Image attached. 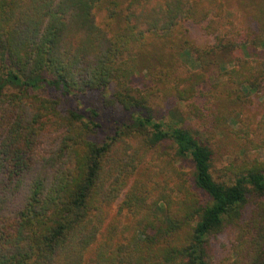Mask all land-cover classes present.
Here are the masks:
<instances>
[{
  "label": "trees",
  "instance_id": "16d2710c",
  "mask_svg": "<svg viewBox=\"0 0 264 264\" xmlns=\"http://www.w3.org/2000/svg\"><path fill=\"white\" fill-rule=\"evenodd\" d=\"M222 9L218 0H0V264H209V238L240 220L250 195L263 202L246 216L232 264H264V169L231 166L233 183L216 181L211 151L145 113L151 94L134 85L151 63L152 37L179 38L181 22L207 24L222 44L211 22ZM204 79L178 78L170 93L188 102ZM112 86L111 105L138 115L106 144L91 136L101 127L95 110L64 112L43 93ZM45 141L54 148L41 154ZM165 145L192 161L193 179ZM124 192L121 213L133 224L106 230Z\"/></svg>",
  "mask_w": 264,
  "mask_h": 264
},
{
  "label": "rangeland",
  "instance_id": "374dc122",
  "mask_svg": "<svg viewBox=\"0 0 264 264\" xmlns=\"http://www.w3.org/2000/svg\"><path fill=\"white\" fill-rule=\"evenodd\" d=\"M115 1L123 7L129 4V0ZM218 2L223 6L219 11L221 14L210 21L221 31L222 44L217 45L219 41L204 31L207 24L203 29L191 20L181 22L175 30L179 38L163 42L152 37L155 46L148 52L151 63L140 67L134 85L151 94L147 104L150 112H144L153 115L157 121L190 131L211 151L214 179L231 184L235 177L230 173L224 174L227 167L259 166L264 169V0ZM104 17L103 14L98 15V23L103 27L107 24ZM114 26H119L116 21ZM193 73L203 74L204 83L200 84L192 100H178L170 93L175 81ZM254 77L258 81L254 82ZM113 90L112 86L104 93L70 94L67 97L53 88L43 93L59 100L64 112L79 110L88 116L95 110L99 114L97 122L101 127L97 134L91 136L99 144H106L118 133L125 132L122 129L138 115L136 112H122L112 106L108 99ZM50 147L54 148L51 141H45L39 151L42 154ZM161 151L173 160V166L187 172L190 180L193 179L194 165L190 159L179 158L170 145H165ZM127 156H121L125 160L123 163ZM143 171L144 167L140 166L134 176L141 177ZM159 179H163V176ZM125 192L110 208L106 230L114 222L133 224L127 211L121 213ZM206 201L207 198L203 197L202 202ZM261 202L250 195L248 203L242 208L240 220L236 218L234 223H226L221 234L209 238V264L234 262L238 234L245 227L247 215Z\"/></svg>",
  "mask_w": 264,
  "mask_h": 264
}]
</instances>
